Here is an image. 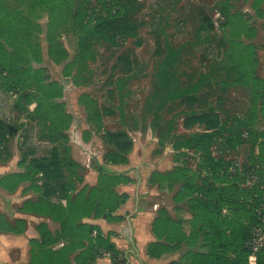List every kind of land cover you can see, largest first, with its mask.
Instances as JSON below:
<instances>
[{"label": "rangeland", "instance_id": "374dc122", "mask_svg": "<svg viewBox=\"0 0 264 264\" xmlns=\"http://www.w3.org/2000/svg\"><path fill=\"white\" fill-rule=\"evenodd\" d=\"M107 14L136 18L137 35L116 45L89 35L80 48V18L93 23ZM124 53L131 70L113 69ZM168 54L162 84L157 73ZM4 80L24 89L25 117L33 115L34 92L53 97L63 95L67 84L82 85L70 96L74 102L83 97L89 110L114 114L106 117L108 128H122V120L139 147L147 148L150 163L158 152L172 160L174 151L165 146L203 130L200 124L184 127V117L217 111L224 137H216L210 151L222 168L211 174L200 150L179 151L180 163L203 186L202 197V190L214 188L228 196L217 214L239 212L244 222L264 216V0H0ZM193 87L195 92L166 102L170 88Z\"/></svg>", "mask_w": 264, "mask_h": 264}, {"label": "crops", "instance_id": "0c3cea01", "mask_svg": "<svg viewBox=\"0 0 264 264\" xmlns=\"http://www.w3.org/2000/svg\"><path fill=\"white\" fill-rule=\"evenodd\" d=\"M47 87L42 89L47 91ZM82 87L67 84L63 95L45 98L34 92L32 106L39 111L33 110L32 116L25 117V104H29L24 89H13L5 80L0 83V122L4 124L0 134V264H30L32 253L40 250L37 243L47 234L57 235L65 218L70 224L96 226L105 238L99 243L112 244L125 258V264L178 262L188 249L184 244L163 253L150 252L152 245L164 242L157 237L154 225L160 211L176 218L184 214L186 207L185 200L174 196L179 183L159 177L170 174L178 164L176 150L169 144L165 148L174 151L172 160L167 156L162 159V152H158L151 160L154 165L147 162V148L133 140L121 120L122 114V128L112 129L106 127V117H113V112L99 117L89 110L83 97L74 102L70 96ZM61 104L64 110H59ZM54 110L61 119L59 125ZM27 127H33V132L24 141ZM106 131L128 135L132 146L120 153L126 161L108 160L115 147L105 142ZM54 150L63 175L60 181L47 178L32 162L35 158L50 159ZM77 232H64L65 236L49 248L60 250L69 240L67 235ZM92 264L114 262L102 254Z\"/></svg>", "mask_w": 264, "mask_h": 264}, {"label": "trees", "instance_id": "16d2710c", "mask_svg": "<svg viewBox=\"0 0 264 264\" xmlns=\"http://www.w3.org/2000/svg\"><path fill=\"white\" fill-rule=\"evenodd\" d=\"M79 21L81 25L80 48L83 47L84 38L89 35L97 37L107 44L116 45L119 38L135 37L141 26L136 18L120 14H107L99 17L93 23L85 22L81 18ZM174 53L176 51L170 52V54ZM170 54L163 58L158 69V80L162 84L165 81L166 67L171 58ZM112 67L123 72L130 71L131 61L128 54L120 55L118 63ZM196 88L193 87L189 91L170 88L166 102H174L188 93L195 92ZM34 111L38 112L39 108L36 106ZM96 113L100 117L99 112ZM195 124L203 125V130L190 132L171 142L172 148L176 150L175 161L178 164L170 174L167 173V175L162 176L159 174L160 179L165 178L168 182L179 183V188L174 196L178 195L180 199L185 200L184 213H188L189 216L181 215L171 218L164 210H161L154 225L156 226V233H158L156 234L157 237L164 239V242L152 245L150 252L153 253V250H158V252L163 253L184 244L188 249L180 260L169 264H250L248 257L251 254V249L248 242L257 227L262 226L264 228V216L257 219L253 218L255 220H248V222H244L245 218L239 212H236L234 217L221 216L217 214L215 209H218V205L220 206L228 196L226 198L225 196L221 197L215 191L216 188L212 192L202 190L206 196H201L203 186L193 180L194 173L180 163L179 156L182 154L179 151L200 150L209 164L210 173L216 174L218 169L222 168V160L211 154L210 146L216 137H224L225 123L221 120L217 111L211 110L184 117V127L189 128ZM151 128L154 132L155 126L153 124ZM3 130L4 124L0 122V134ZM167 130L171 131V127L167 126ZM28 138H31L30 129H26L23 134L24 141H27ZM104 140L115 147L114 150L109 152L108 160L112 162L126 161V158L120 154L128 151L132 146V142L126 133L106 131ZM53 152L50 159L37 160L35 158L32 162L39 166L47 178H57L60 181L63 179V175L59 169V155L57 150ZM102 171L100 170V172ZM202 213L204 216L200 217ZM70 222L69 219L65 218L61 221V231L57 235L47 234L42 237L39 243L36 242L40 250L32 253L30 264H92L97 255H102L105 251L110 253L114 264H125V258L112 244L99 243V241H104L105 238L101 236L98 229L96 230V226L86 223L70 224ZM253 223L255 224L251 229ZM76 230L78 231L77 234L67 235L69 240L60 250L52 251L49 248V245L54 241L65 236L64 232ZM95 230L97 232L93 238L92 233ZM255 256V264H264V247L257 251Z\"/></svg>", "mask_w": 264, "mask_h": 264}, {"label": "built area", "instance_id": "2783aa9c", "mask_svg": "<svg viewBox=\"0 0 264 264\" xmlns=\"http://www.w3.org/2000/svg\"><path fill=\"white\" fill-rule=\"evenodd\" d=\"M251 249V254L248 257L250 264H255L256 261V252L259 251L262 247H264V228L262 226L257 227L248 242ZM103 255L110 256V253L105 251Z\"/></svg>", "mask_w": 264, "mask_h": 264}]
</instances>
